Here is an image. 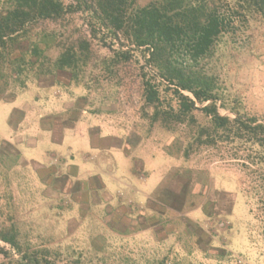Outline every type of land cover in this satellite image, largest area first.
Wrapping results in <instances>:
<instances>
[{
    "label": "rangeland",
    "instance_id": "1",
    "mask_svg": "<svg viewBox=\"0 0 264 264\" xmlns=\"http://www.w3.org/2000/svg\"><path fill=\"white\" fill-rule=\"evenodd\" d=\"M62 1V16L27 22L22 43L0 49V141L11 142L0 145V232L13 226L24 248L80 264H264V147L201 109L215 102L222 115L264 123V4L171 0L172 14L192 5L225 20L194 59L185 45L138 47L96 0ZM13 2L0 0V13ZM65 49L77 67H55ZM166 58L211 78L214 99L180 113ZM145 79L159 87L157 119ZM17 151L16 163L5 155ZM11 260L0 252V264Z\"/></svg>",
    "mask_w": 264,
    "mask_h": 264
},
{
    "label": "trees",
    "instance_id": "2",
    "mask_svg": "<svg viewBox=\"0 0 264 264\" xmlns=\"http://www.w3.org/2000/svg\"><path fill=\"white\" fill-rule=\"evenodd\" d=\"M12 1L14 2L11 3L7 12L0 13V49L22 43L21 36L26 35L27 32L21 34L20 31L26 26L27 22L39 18H57L62 16L68 9L62 0ZM134 1L96 0L101 13L109 19V23L114 27L115 31H122L124 28L130 27L135 37V44L138 47L145 46L147 49L153 48V54L158 49H161V51L170 50L171 52L179 46L185 45L186 49L191 51V56L197 59L210 50L224 27V18L215 10L208 12L206 18L202 19L198 9L192 5L189 7L187 5L184 8L180 6L181 4L183 5V0H179L180 9L173 14L170 13V10L175 9V7L171 8L174 0H170V2L162 7L155 3L134 7L128 13L126 6L128 2L134 3ZM248 1L255 4H260V2L264 4V0ZM115 35L117 36V34ZM119 51L116 53V56H120L121 53L122 56L120 57H125L126 52L124 50ZM23 59L22 56H19L7 62V64L15 67L17 66L16 64L21 65ZM78 59V53L76 51L65 49L56 58L54 65L59 69L75 68L78 65ZM164 65L162 76L169 83L176 85L175 91L177 94L176 98L179 101L180 113H187L197 109L198 102L204 104L214 99V84L211 78L193 70L187 72L183 67L180 68L169 64L167 58ZM6 66L8 67V65ZM0 76H5V74ZM144 86L146 101L151 104H156L153 117L157 119L162 109L160 107L162 100L159 87L149 79L144 80ZM183 90L191 92L194 98L184 94L182 92ZM17 93L15 91L11 95V100L17 97ZM201 109L210 117L215 128L226 129L236 127L238 137H244L243 135L247 134L248 139L254 144L264 147V123H259L255 118L245 120L240 115H236L235 117L222 115L219 113L215 102L205 104ZM68 120L72 121L70 119ZM73 125H65L64 129L66 127H73ZM203 131L204 129H201V132ZM5 143L11 145V142L7 140L0 141V145ZM5 155H8L9 160L16 163L18 157H20V151ZM0 239L9 243L12 251H14L10 254L7 250L4 251L3 247L0 248L1 253L12 258L10 264H80L78 261L59 260L52 255L48 247L39 249L27 246L24 248L19 238L18 230L13 226L7 231L2 230L0 232ZM14 253L18 257H15Z\"/></svg>",
    "mask_w": 264,
    "mask_h": 264
},
{
    "label": "crops",
    "instance_id": "3",
    "mask_svg": "<svg viewBox=\"0 0 264 264\" xmlns=\"http://www.w3.org/2000/svg\"><path fill=\"white\" fill-rule=\"evenodd\" d=\"M73 129H74V127H72ZM66 129V128H65ZM65 132V131H64ZM64 138H65V134H63V136H62V138H61V140H64ZM90 138H91V136H90ZM61 142V141H60Z\"/></svg>",
    "mask_w": 264,
    "mask_h": 264
}]
</instances>
